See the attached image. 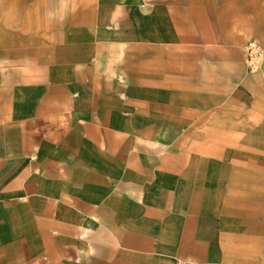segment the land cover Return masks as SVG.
<instances>
[{"label":"crops","instance_id":"1","mask_svg":"<svg viewBox=\"0 0 264 264\" xmlns=\"http://www.w3.org/2000/svg\"><path fill=\"white\" fill-rule=\"evenodd\" d=\"M264 0H0V264H264Z\"/></svg>","mask_w":264,"mask_h":264},{"label":"built area","instance_id":"2","mask_svg":"<svg viewBox=\"0 0 264 264\" xmlns=\"http://www.w3.org/2000/svg\"><path fill=\"white\" fill-rule=\"evenodd\" d=\"M245 70L248 74H253L261 70L264 61V50L256 42L250 41L245 46ZM178 264H194L192 262L180 261Z\"/></svg>","mask_w":264,"mask_h":264}]
</instances>
